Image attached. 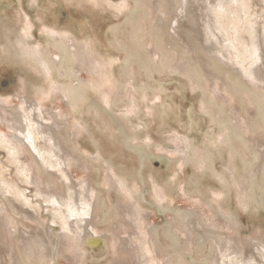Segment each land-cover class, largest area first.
<instances>
[{
  "label": "rangeland",
  "instance_id": "1",
  "mask_svg": "<svg viewBox=\"0 0 264 264\" xmlns=\"http://www.w3.org/2000/svg\"><path fill=\"white\" fill-rule=\"evenodd\" d=\"M172 11L169 0H0V99L19 106L18 96H30L43 112L57 113L66 175L97 212L95 232L110 238L93 247L62 240L58 216L46 211L33 184L20 182L0 147L9 181L0 184V264H136L137 246L149 255L139 264H213L209 232L242 250L264 243V98L243 101L246 94L195 68L197 54L176 49L157 25L159 17L175 19ZM64 42L71 52L83 49L90 68L81 67V53L63 67ZM48 54L58 57L52 70ZM0 122V134L8 133ZM23 151L26 175L48 185L45 169ZM12 183L42 206L40 221L4 199ZM32 229L45 233L46 247L25 242ZM255 256L264 264L261 252Z\"/></svg>",
  "mask_w": 264,
  "mask_h": 264
},
{
  "label": "bare ground",
  "instance_id": "2",
  "mask_svg": "<svg viewBox=\"0 0 264 264\" xmlns=\"http://www.w3.org/2000/svg\"><path fill=\"white\" fill-rule=\"evenodd\" d=\"M161 1L165 3V0ZM169 1L177 17L175 19L159 17L156 22L158 26L166 30V34L173 36L176 49L184 48L183 52L192 51L197 54L198 60L192 62L195 68L198 64L209 80L217 77L223 88H231L233 93L246 94L242 96L243 101L248 100L249 97L256 102L259 98H264V91H258L259 88L264 89V0ZM141 13L142 10L134 11L133 22L140 18ZM182 27L185 32L181 29ZM182 37L186 41H182ZM58 48L60 52L58 57L63 67H73L76 63L75 58L81 53L84 56L83 60H79L81 67L90 68V60L83 49L78 47L71 52V47L66 43ZM43 58L49 64L50 70L54 69L57 58L50 54ZM75 94H83L80 87ZM18 97L23 103L19 106H8L0 99V117L10 128L8 133L0 134V147L6 150L7 159L15 167L20 182L33 184L34 194L46 204V211H49L52 216L55 214L58 216L57 220L53 217V221L59 225V235L62 240L68 238L81 241L88 247L99 246L101 243L107 245L109 235H99L93 228L94 222H97L95 218L97 212L94 213L92 203L87 201L88 195L84 196L78 183L66 175L69 174L67 173L68 162L65 158L68 154L59 140L63 133L57 128L56 122H52V119L60 120V117L53 110L43 112V108H40L38 102L30 96ZM3 112L7 113L8 119L5 120ZM222 116L228 119L232 114ZM236 128L235 125L229 128L233 131L232 138L236 135ZM43 142H47V145ZM23 149L28 151L34 164L45 169L47 174L44 176V182L48 185L37 181L31 172L28 176L26 175L28 166L26 167L23 161ZM74 149L77 150V146H74ZM6 169L3 165L0 166L1 186L4 182H9L7 178L5 179ZM56 178L59 179V187L55 184ZM259 182H262L258 192L261 197L264 195V168ZM18 184L12 183L7 186L12 193L5 190L1 194L5 195L4 199L16 211L28 216L27 219L38 218L42 206L32 203ZM1 211H6L4 203H0ZM1 218L3 219V215ZM207 236L215 240L210 245L213 253V256L212 254L210 256L215 259L213 264H257L255 254L261 252L264 255L262 242L247 243L246 248L242 250L233 240L222 239L213 232H209ZM24 239L29 245L32 244L33 239L41 246L47 245L48 241L43 231L33 229L25 235ZM137 253L139 257H135L136 264H139L141 259L144 261L147 257L149 258L146 249L142 246H137Z\"/></svg>",
  "mask_w": 264,
  "mask_h": 264
}]
</instances>
